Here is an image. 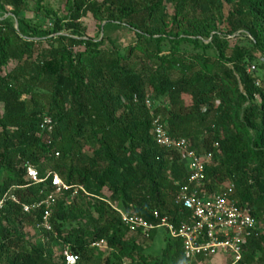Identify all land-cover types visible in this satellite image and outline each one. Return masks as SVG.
<instances>
[{
	"label": "trees",
	"instance_id": "obj_1",
	"mask_svg": "<svg viewBox=\"0 0 264 264\" xmlns=\"http://www.w3.org/2000/svg\"><path fill=\"white\" fill-rule=\"evenodd\" d=\"M29 2L0 0V12L17 22L0 20V199H18L0 212V264H64L61 245L80 257L78 264L204 262L187 261L181 241L169 236L161 258L145 255L158 230L146 238L116 211L149 223H157L155 213L176 224L185 219L175 199L189 170L177 150L156 143L154 115L171 138L186 140L199 156L212 154L207 190L219 192L229 181L258 227L237 264H264V0H170V15L164 0H67L69 22L56 20L51 27L42 17L27 16ZM87 14L104 33L129 27L139 45L122 53L106 34L101 41L85 38L81 20ZM66 30L73 36L60 35ZM239 34L253 41V49L231 45ZM173 41L216 55L189 58L178 43L165 52ZM43 43L49 49L36 61ZM76 46L83 49L74 51ZM255 52L261 53L257 59ZM43 83L50 94L36 92ZM47 118L49 132L41 127ZM84 159L88 170L75 165ZM28 163L41 178L54 173L71 188L57 195L53 233L39 245L22 244L19 228L40 225L44 209L25 213L23 207L47 199L54 188L50 181H28ZM92 183L98 195L89 202L90 223L65 229L78 217L73 199L84 197L81 191L73 197L74 189ZM100 241L112 255L92 248Z\"/></svg>",
	"mask_w": 264,
	"mask_h": 264
},
{
	"label": "built area",
	"instance_id": "obj_2",
	"mask_svg": "<svg viewBox=\"0 0 264 264\" xmlns=\"http://www.w3.org/2000/svg\"><path fill=\"white\" fill-rule=\"evenodd\" d=\"M255 69L252 66L248 71L253 72ZM146 105L149 110L152 109L149 100ZM51 123L47 118L41 127H49ZM153 127L156 143L161 147L177 150L181 154L182 163L189 170L188 180L175 199V205L186 212L183 214L185 219L176 224L171 218L155 213L157 223H149L140 217L116 209L123 224L132 231H140L146 238H149L153 231L163 229L171 239L181 241L183 256L189 262L220 258L230 259L231 264L239 263L243 259L247 240L258 229L251 210L239 204L235 197V186L232 184L224 185L219 192L207 190L205 172L212 163L211 153L199 156L186 140L171 138L166 133L160 116H153ZM51 129L49 127L48 130ZM26 171L28 181L35 184L50 181L54 188L47 199L23 207L25 213H30L34 209H44L40 226L50 232L52 225L49 218L55 204L54 195L71 188L63 183L57 174L48 173L45 178H41L38 170L29 163L26 165ZM79 189L86 193L82 187ZM78 191L75 189L74 194L76 195ZM8 201L18 203L15 195L6 194L0 199V212L4 210ZM63 257L64 264H78L80 261V257L68 249L63 252Z\"/></svg>",
	"mask_w": 264,
	"mask_h": 264
},
{
	"label": "rangeland",
	"instance_id": "obj_3",
	"mask_svg": "<svg viewBox=\"0 0 264 264\" xmlns=\"http://www.w3.org/2000/svg\"><path fill=\"white\" fill-rule=\"evenodd\" d=\"M95 1L101 2L102 0H95ZM163 6H165V8H166V13H168L170 15V13L172 12V9H173V5L170 3V0H164ZM68 11H69V6L67 4V0H30V2L28 4V8L26 10V14L29 18H32V19L36 16L44 18L46 23L51 27L52 25L55 24L56 20H61L63 25H66V23L69 22V20L66 18L68 13H69ZM3 19H9V21L12 23V25L17 27L16 19L14 17H12V15L9 12H0V20H3ZM81 23L83 25V29H84V32L86 34L85 38L89 37V38H92L94 41H101L104 34H106L105 36H109L111 38V40L113 41L114 46H116L119 49V51L122 53H125L129 49L137 47L139 45V43L137 42L133 32L129 29V27L112 28L107 33H104L99 26V22H97L91 14H87L81 20ZM168 25L171 26L170 23ZM60 35L72 37L73 33L71 31L66 30V31H63ZM75 38H77V37H75ZM208 42H209V40L206 41L205 43H208ZM175 43L177 44L178 42L173 41V43L165 44L164 51L168 52L170 50V48L173 45H175ZM108 45H109V43L107 42V46ZM231 45L243 47L246 49H253V46H254L253 41L250 40L246 35H242V34H239L237 39H235L234 41L231 42ZM178 47L181 49V52L184 53L189 58H193L196 55L201 54V53L206 54L207 57H209L211 59H213L214 56L216 55L214 49H209V50L203 51L201 49L194 48L190 43L184 42V41L178 43ZM45 49L46 50L49 49V46L47 43H43V44L37 46L35 49L33 59L38 61L37 59H38L41 51L45 50ZM82 49H83L82 47H78V46L74 47V51H78V50H82ZM260 54L255 52L253 54V56L257 59L258 55H260ZM262 60L264 61V57L262 58ZM229 61H228V59H226L224 62H225L226 66L231 67L232 64ZM199 66L201 67L202 65L200 64ZM248 66L249 65L246 64V66H245L246 70L250 69V68L248 69ZM14 67H15L14 64L10 65V67L5 71V73H7L10 69H13ZM259 75L264 76V71H261ZM49 87L50 86L48 83H43L42 85H40L37 88L36 92H38L40 95L50 94ZM185 101L187 104H190L189 98H185ZM257 101L260 102L259 97H257ZM1 113H2V106H0V115H1ZM48 132H49V130H48ZM86 161L87 160H85V159H84L85 163L75 161V165H79L80 167L83 165L84 168L88 170L89 166H88V162H86ZM226 184L231 185V183L229 181H226L225 185ZM95 187L96 186L93 185V183L90 185L89 189L82 187L86 192V193L82 192L84 194V197L81 196V197L73 199L74 200V206L72 207V210L76 213V215L78 217L73 218L70 221L64 223L65 229H70L73 227H83L86 223H90V220L87 217V215H88L87 211H88V208L90 207L89 202H91L92 195L93 196L98 195V193L96 194V188ZM75 189H78L80 191L79 188H75ZM75 189H74V191H75ZM57 195H59V194L54 195L55 200H56ZM76 195L73 192L72 196L74 197ZM54 206H55V204H54ZM54 206L52 208L51 216L53 215V212L56 211V208L54 209ZM114 207L117 208L116 205H114ZM49 219H51V217ZM51 232L53 233V227H52V230L50 231V233ZM19 233L23 237L22 244L27 243V244H32V245H39L42 243H47L50 240V238L47 237V235H46L48 232L46 230H44L40 225L35 226V225H31L29 223L23 224L19 228ZM167 240H168V235L166 234V232L163 229L158 230L156 232V235L154 236V238L149 240L147 242V244L144 246V248H143L144 254L148 255V256H152V257H154V259L161 258V256L164 253ZM96 244H98L97 247L95 246ZM92 248H95L104 256H107L110 254L112 255V253L114 252V251L107 248L106 243L104 241H100L98 243L92 244ZM58 249H59V252L61 253V252H64L67 248L62 247V245H61V246H59ZM123 263L124 264H139L137 262L136 263L132 262L128 259H123ZM198 264H231V261H230V259H213L210 261L199 262Z\"/></svg>",
	"mask_w": 264,
	"mask_h": 264
},
{
	"label": "crops",
	"instance_id": "obj_4",
	"mask_svg": "<svg viewBox=\"0 0 264 264\" xmlns=\"http://www.w3.org/2000/svg\"><path fill=\"white\" fill-rule=\"evenodd\" d=\"M218 259H220V258H218Z\"/></svg>",
	"mask_w": 264,
	"mask_h": 264
}]
</instances>
